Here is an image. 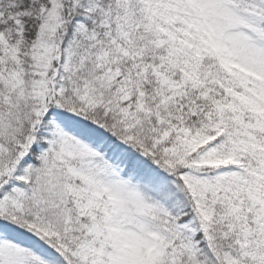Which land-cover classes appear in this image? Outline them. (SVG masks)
Instances as JSON below:
<instances>
[{
	"label": "snow or ice",
	"instance_id": "snow-or-ice-1",
	"mask_svg": "<svg viewBox=\"0 0 264 264\" xmlns=\"http://www.w3.org/2000/svg\"><path fill=\"white\" fill-rule=\"evenodd\" d=\"M0 264H264V0H0Z\"/></svg>",
	"mask_w": 264,
	"mask_h": 264
}]
</instances>
